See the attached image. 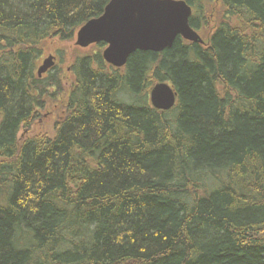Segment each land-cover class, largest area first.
Here are the masks:
<instances>
[{"label":"trees","instance_id":"1","mask_svg":"<svg viewBox=\"0 0 264 264\" xmlns=\"http://www.w3.org/2000/svg\"><path fill=\"white\" fill-rule=\"evenodd\" d=\"M109 1L0 0V264H264V0H185L200 35L218 18L205 45L121 70L74 53L67 74L60 50L39 79L42 45Z\"/></svg>","mask_w":264,"mask_h":264},{"label":"water","instance_id":"2","mask_svg":"<svg viewBox=\"0 0 264 264\" xmlns=\"http://www.w3.org/2000/svg\"><path fill=\"white\" fill-rule=\"evenodd\" d=\"M192 9L184 0H110L102 16L85 23L76 33L75 44L87 48L104 44L103 60L114 68H123L136 52L161 53L177 38L204 45L191 28ZM49 56L37 68L40 79L55 66ZM176 93L167 83H157L150 91L151 106L167 112L175 106Z\"/></svg>","mask_w":264,"mask_h":264},{"label":"rangeland","instance_id":"3","mask_svg":"<svg viewBox=\"0 0 264 264\" xmlns=\"http://www.w3.org/2000/svg\"><path fill=\"white\" fill-rule=\"evenodd\" d=\"M212 12L213 13H211L210 18H209V26L210 27H208V28H211V30H208L206 32L207 33L206 35L201 34V37L206 41H207V38L210 36V34H212L213 29L217 26V23H218V18L214 16L215 12L214 11H212ZM75 41H76V34H75V37L71 43L59 42L56 39L46 41L42 45V48H43L42 60L46 59L49 56H53L56 58L55 59L56 60L55 66H59L61 64H60V59H59L58 53L60 50L65 51V53L63 54V56H65L64 57L65 63L63 65L64 66L63 70L67 74L69 64L72 62V57L75 56L74 53L75 54H82V55L93 54V53H96L99 49H100V52H102V50L104 49L103 47L99 48V47H101L100 45H94V46H91L89 48H79L75 44ZM39 65H41V63ZM55 66L52 69L56 68ZM66 76L69 77V75H66ZM64 85H65V88H69L70 87V81L69 82L65 81ZM149 92L145 96V97H147L148 101H149ZM62 115H63V105L61 102L57 103L55 101L52 103L51 108L48 109L47 112H45L44 114H40L38 116V118H36L34 128H36L37 132L51 136L54 133L53 127H54L55 122L61 120Z\"/></svg>","mask_w":264,"mask_h":264},{"label":"bare ground","instance_id":"4","mask_svg":"<svg viewBox=\"0 0 264 264\" xmlns=\"http://www.w3.org/2000/svg\"><path fill=\"white\" fill-rule=\"evenodd\" d=\"M128 60H129V59H128ZM155 85H156V84H155ZM155 85H154V86H155ZM154 86H153V87H154ZM153 87H152V88H153Z\"/></svg>","mask_w":264,"mask_h":264}]
</instances>
